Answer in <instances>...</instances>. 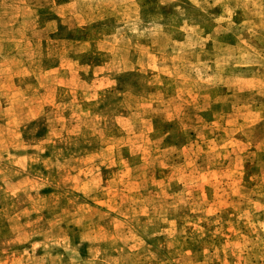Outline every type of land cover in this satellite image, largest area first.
<instances>
[{"label": "rangeland", "instance_id": "374dc122", "mask_svg": "<svg viewBox=\"0 0 264 264\" xmlns=\"http://www.w3.org/2000/svg\"><path fill=\"white\" fill-rule=\"evenodd\" d=\"M0 264H264V0H0Z\"/></svg>", "mask_w": 264, "mask_h": 264}]
</instances>
